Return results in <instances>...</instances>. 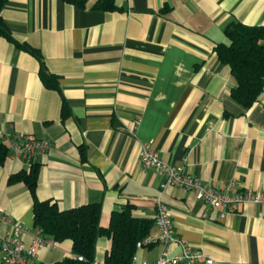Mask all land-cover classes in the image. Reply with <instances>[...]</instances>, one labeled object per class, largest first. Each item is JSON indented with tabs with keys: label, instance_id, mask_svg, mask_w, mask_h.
<instances>
[{
	"label": "crops",
	"instance_id": "0c3cea01",
	"mask_svg": "<svg viewBox=\"0 0 264 264\" xmlns=\"http://www.w3.org/2000/svg\"><path fill=\"white\" fill-rule=\"evenodd\" d=\"M98 1L7 0L1 10L14 40L40 53L59 86L47 87L40 61L0 36V131L52 143L35 162L36 198L61 210L99 203L103 228L128 207L152 236L161 202L175 234L216 264H264V201L221 219L193 192L162 188L138 156L150 142L161 159L205 184L234 180L264 194V89L248 108L232 99L237 80L214 51L228 43L230 23L264 26V0H111L112 8ZM29 168L9 156L0 163V209L30 230L26 245L36 228L34 200L9 177ZM71 245L38 249L39 264L61 261ZM110 247L109 235L98 237L93 262L105 264ZM160 249L153 243L134 254L153 261ZM179 251L173 245L170 253Z\"/></svg>",
	"mask_w": 264,
	"mask_h": 264
},
{
	"label": "trees",
	"instance_id": "16d2710c",
	"mask_svg": "<svg viewBox=\"0 0 264 264\" xmlns=\"http://www.w3.org/2000/svg\"><path fill=\"white\" fill-rule=\"evenodd\" d=\"M7 0H0V36L13 42L40 61L39 76L49 88L59 91L56 77L49 73L43 64L40 53L26 44L18 43L5 25L1 10ZM75 1L77 0H69ZM99 8H112L111 0H99ZM224 34L228 43H218L214 47L218 59L227 65L237 80L231 90V97L243 107L248 108L256 102L264 89V26L245 25L233 22L227 25ZM66 113L65 101L61 108ZM7 157V147L0 140V163ZM38 163L31 164L28 171H19L10 175L9 182H24L33 196L34 225L46 237L57 242L69 239L72 242L71 255L51 264H93L95 244L101 235H109L111 247L105 264H130L136 249V242L147 235L149 222L135 219L128 207L113 212L107 228L99 224L100 204L89 203L61 210L49 200L40 201L35 196L38 176ZM77 256H81L79 260Z\"/></svg>",
	"mask_w": 264,
	"mask_h": 264
},
{
	"label": "built area",
	"instance_id": "2783aa9c",
	"mask_svg": "<svg viewBox=\"0 0 264 264\" xmlns=\"http://www.w3.org/2000/svg\"><path fill=\"white\" fill-rule=\"evenodd\" d=\"M134 123L138 124L139 118ZM0 140L7 147V156L21 159L29 166L52 148L50 140L35 138L29 134L8 135L0 131ZM138 156L143 168L151 169L163 178L162 188L172 186L193 192L197 200L217 209L221 219L228 213L237 211L245 203L258 204L264 201L262 192L252 188L240 189L234 180L219 187L203 183L183 165L171 164L161 159L151 148L150 142L141 143ZM155 224L158 229L157 236H144L136 242V249L158 243L161 247L158 257L153 261H146L139 260L133 254L130 264H216L213 258L193 248L175 234L168 210L161 202L157 204ZM29 232L27 227L14 221L0 209V264H39L37 250L55 246L56 241L44 236L37 227L31 233L32 243L26 245L22 235ZM173 245L180 249L176 255L170 253ZM77 258L82 260L81 256ZM93 264L102 263L94 261Z\"/></svg>",
	"mask_w": 264,
	"mask_h": 264
}]
</instances>
